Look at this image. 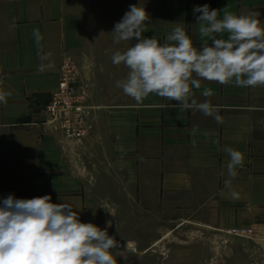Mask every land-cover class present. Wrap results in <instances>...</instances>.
<instances>
[{
  "label": "crops",
  "instance_id": "obj_1",
  "mask_svg": "<svg viewBox=\"0 0 264 264\" xmlns=\"http://www.w3.org/2000/svg\"><path fill=\"white\" fill-rule=\"evenodd\" d=\"M205 4L220 19L255 13L264 24V0H0V92L8 93L0 103V206L9 195H48L111 234L125 223L128 237L165 236L168 223L191 222L264 241V86L202 80L194 98L218 106L223 123L155 94L138 103L116 87L128 69L112 55L136 41L115 44L111 32L131 5L149 15L144 37L163 43L179 24L200 49L212 43L194 13ZM65 55L80 64L94 106L92 133L80 142L46 112ZM205 88L214 95L203 97ZM225 147L244 156L229 188Z\"/></svg>",
  "mask_w": 264,
  "mask_h": 264
},
{
  "label": "clouds",
  "instance_id": "obj_2",
  "mask_svg": "<svg viewBox=\"0 0 264 264\" xmlns=\"http://www.w3.org/2000/svg\"><path fill=\"white\" fill-rule=\"evenodd\" d=\"M202 37L212 43L200 49L181 25L169 33L163 43L155 36L142 35L149 15L144 7L131 5L122 20L114 26L113 43H135L125 51L112 55L114 65L127 69L124 79L116 87L124 94L142 102L150 94L175 102L181 110H195L223 123L218 106L207 99L198 103L193 89L201 88V81L238 87L264 86V24L255 13L236 15L209 9L207 4L194 8ZM227 34V39L214 34ZM35 42L42 37L39 29L33 30ZM8 93L0 92V103H7ZM201 95H214L205 88ZM229 159L226 164L225 188L243 167V154L225 147ZM225 173L222 171L221 175ZM236 198V193H231ZM114 217V214L111 213ZM107 227L112 221L106 222ZM118 248L107 228L83 223L72 206L52 203L48 195L32 199H16L9 195L0 206V264H117L113 249Z\"/></svg>",
  "mask_w": 264,
  "mask_h": 264
},
{
  "label": "rangeland",
  "instance_id": "obj_3",
  "mask_svg": "<svg viewBox=\"0 0 264 264\" xmlns=\"http://www.w3.org/2000/svg\"><path fill=\"white\" fill-rule=\"evenodd\" d=\"M103 225L107 227L106 222ZM123 228L108 233L118 243L112 250L117 264H264V241L254 233L222 231L189 222L183 227L168 223L165 236L152 231L151 236L144 237L135 231L134 237H128L125 223Z\"/></svg>",
  "mask_w": 264,
  "mask_h": 264
},
{
  "label": "built area",
  "instance_id": "obj_4",
  "mask_svg": "<svg viewBox=\"0 0 264 264\" xmlns=\"http://www.w3.org/2000/svg\"><path fill=\"white\" fill-rule=\"evenodd\" d=\"M93 109L88 88L81 78L80 64L72 56L65 55L58 86L46 108L49 123L67 138L80 142L93 128ZM132 250L135 251L136 248Z\"/></svg>",
  "mask_w": 264,
  "mask_h": 264
}]
</instances>
